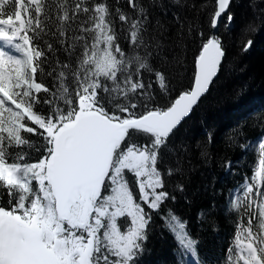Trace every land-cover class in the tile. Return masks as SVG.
Returning <instances> with one entry per match:
<instances>
[{"label": "snow or ice", "instance_id": "1", "mask_svg": "<svg viewBox=\"0 0 264 264\" xmlns=\"http://www.w3.org/2000/svg\"><path fill=\"white\" fill-rule=\"evenodd\" d=\"M231 2L215 0L212 29L223 24L231 31ZM126 4L132 13L121 0H0V264H137L145 251L152 212L170 198L157 168L161 150L175 155L169 141L209 91L226 52L216 34L202 42L189 88L161 106L153 84L165 95L169 87L151 60L166 57L160 41L146 35L153 25L149 9L166 14L164 0ZM175 22L184 27L179 16ZM164 27L155 21L157 30ZM242 31L258 29L250 22ZM49 35L58 38L64 59L57 57L46 72L48 57L36 41ZM121 40L134 54H126ZM44 42L55 56L58 50ZM146 73H154L147 85ZM45 76L56 82L51 88ZM134 134L144 142H134ZM207 135L210 144L212 132ZM239 147L254 156L258 151V166L229 190L225 208L233 232L215 264H264V135ZM200 156L211 159L208 152ZM127 174L135 177L139 202ZM205 216L204 210L198 214ZM122 218L128 219L124 230ZM160 218L177 243L176 264H185L189 254L194 264H210L201 260L188 221L171 208Z\"/></svg>", "mask_w": 264, "mask_h": 264}, {"label": "trees", "instance_id": "2", "mask_svg": "<svg viewBox=\"0 0 264 264\" xmlns=\"http://www.w3.org/2000/svg\"><path fill=\"white\" fill-rule=\"evenodd\" d=\"M107 2L114 4L115 0ZM139 2L147 6L149 0ZM164 4L166 14L159 8L149 9L152 12L153 25L149 27L146 35L150 42H154L152 38L160 41L163 56L166 57L151 60L154 70L164 74L169 87V94L165 95L161 93L158 84H153L152 91L161 106L189 88L194 56L198 55L202 42H206L212 35L210 20L215 11V0H180L179 5L164 0ZM252 4L256 6V13L250 6ZM121 7L125 12L133 11L127 6L126 0H121ZM229 11L235 16L231 31L225 32L223 27L216 34L222 38L226 52L219 75L192 115L170 139L169 144L175 148V155L161 150L157 168L164 180L163 190L169 192L170 198L158 212H152L153 219L148 228L145 251L137 264H176L174 250L177 249V243L160 218V214L169 208L182 220L188 221L187 229L191 237L199 241L197 250L201 260L215 264L221 256V248L228 247L229 235L233 232L225 208L230 198L229 190L241 183L245 174L250 177L254 166H258V151L255 156L251 151L245 153L239 144L254 141L264 135L261 131L264 128V0H232ZM254 15L259 19L254 20ZM176 16L180 17L183 28L175 22ZM157 19L165 26L162 31L155 28ZM250 22L258 31H242ZM115 23L119 31L121 22L116 19ZM190 25L191 35L188 32ZM49 28L54 31V26L49 25ZM201 32L203 36L200 35ZM57 39L49 35L36 41L48 57L49 63L44 64L46 72L50 70L49 65L55 67L57 57L64 59ZM45 40L58 50L55 56L48 51ZM248 40H252V46L247 52H243V44ZM120 43L126 54H134L126 41L121 40ZM138 51L143 54L142 49ZM177 60L180 62L177 63ZM149 80H154V73L145 74L146 85ZM42 82L50 88L56 83L49 76H45ZM44 110H47V106H44ZM232 129L236 131L233 132ZM209 131L212 132L210 144L207 135ZM229 137L234 139L230 140ZM134 142L143 143L144 138L134 134ZM181 145L187 147L186 152ZM201 151L208 152L211 159L206 161L201 158ZM228 161L233 162L231 170L225 171ZM177 167H181L182 171L173 175L167 174L169 168ZM126 178L139 202L135 177L127 174ZM177 185H183L184 191H179ZM171 196L176 197L175 202ZM213 202L216 205L215 210H212ZM144 207L151 211L146 205ZM201 210L206 213L203 220L198 218ZM127 223V218L118 221L122 230ZM185 264H194L191 254L185 259Z\"/></svg>", "mask_w": 264, "mask_h": 264}, {"label": "water", "instance_id": "3", "mask_svg": "<svg viewBox=\"0 0 264 264\" xmlns=\"http://www.w3.org/2000/svg\"><path fill=\"white\" fill-rule=\"evenodd\" d=\"M225 15H226V14H225ZM219 28H220V25H219L218 29H212V28H211V29H212V34H217ZM222 62H223V61H222ZM219 72H220V70H219ZM219 72H218L217 76L214 78V81L212 82V84H213V83L215 82V80L217 79V77H218V75H219ZM212 84L210 85V88H211ZM208 92H209V91H208ZM208 92H207V93L201 98V100H202V99L208 94ZM201 100H200V101H201ZM199 103H200V102H199ZM199 103H198V104H199ZM195 108H196V107H195ZM187 119H188V118H186L185 121H186ZM183 122H184V121H183ZM183 122H182V123H183Z\"/></svg>", "mask_w": 264, "mask_h": 264}, {"label": "rangeland", "instance_id": "4", "mask_svg": "<svg viewBox=\"0 0 264 264\" xmlns=\"http://www.w3.org/2000/svg\"><path fill=\"white\" fill-rule=\"evenodd\" d=\"M221 28H223V24H220V28H219V30H220ZM219 30H218V31H219Z\"/></svg>", "mask_w": 264, "mask_h": 264}]
</instances>
